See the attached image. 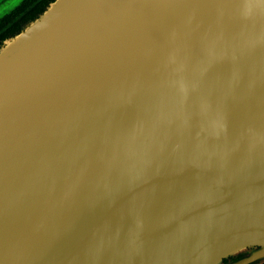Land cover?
<instances>
[{"label": "water", "instance_id": "95a60500", "mask_svg": "<svg viewBox=\"0 0 264 264\" xmlns=\"http://www.w3.org/2000/svg\"><path fill=\"white\" fill-rule=\"evenodd\" d=\"M262 263L264 0H53L1 43L0 264Z\"/></svg>", "mask_w": 264, "mask_h": 264}, {"label": "trees", "instance_id": "16d2710c", "mask_svg": "<svg viewBox=\"0 0 264 264\" xmlns=\"http://www.w3.org/2000/svg\"><path fill=\"white\" fill-rule=\"evenodd\" d=\"M53 0H22L10 13L0 18V45L18 33Z\"/></svg>", "mask_w": 264, "mask_h": 264}, {"label": "rangeland", "instance_id": "374dc122", "mask_svg": "<svg viewBox=\"0 0 264 264\" xmlns=\"http://www.w3.org/2000/svg\"><path fill=\"white\" fill-rule=\"evenodd\" d=\"M19 4V2L17 3H7L6 4V6H5V8H6V10H5V12L6 11H10V9H12V8H14L15 6H17ZM226 261V260H225ZM226 263V262H225ZM262 264H264V263H262Z\"/></svg>", "mask_w": 264, "mask_h": 264}]
</instances>
